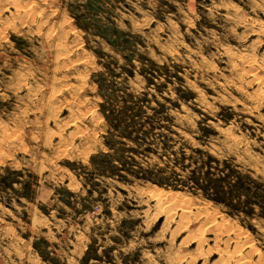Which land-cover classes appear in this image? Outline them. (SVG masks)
<instances>
[{
	"label": "rangeland",
	"instance_id": "rangeland-1",
	"mask_svg": "<svg viewBox=\"0 0 264 264\" xmlns=\"http://www.w3.org/2000/svg\"><path fill=\"white\" fill-rule=\"evenodd\" d=\"M0 264H264V0H0Z\"/></svg>",
	"mask_w": 264,
	"mask_h": 264
},
{
	"label": "bare ground",
	"instance_id": "bare-ground-1",
	"mask_svg": "<svg viewBox=\"0 0 264 264\" xmlns=\"http://www.w3.org/2000/svg\"><path fill=\"white\" fill-rule=\"evenodd\" d=\"M167 211V210H166Z\"/></svg>",
	"mask_w": 264,
	"mask_h": 264
}]
</instances>
